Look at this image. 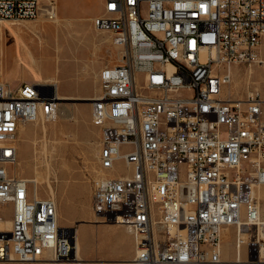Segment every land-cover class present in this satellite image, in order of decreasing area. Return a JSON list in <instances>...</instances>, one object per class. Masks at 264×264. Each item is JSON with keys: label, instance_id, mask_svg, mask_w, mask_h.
Here are the masks:
<instances>
[{"label": "built area", "instance_id": "obj_1", "mask_svg": "<svg viewBox=\"0 0 264 264\" xmlns=\"http://www.w3.org/2000/svg\"><path fill=\"white\" fill-rule=\"evenodd\" d=\"M41 10V0H0V22ZM107 14L94 25L121 60L102 68L91 103L105 172L94 214L130 229L135 264H239L223 256L228 227L238 249L264 259V97L224 96L233 66L264 63V0H112ZM56 91L0 81V218L12 212L0 261L77 259L55 197L16 170L20 128L57 117Z\"/></svg>", "mask_w": 264, "mask_h": 264}, {"label": "rangeland", "instance_id": "obj_2", "mask_svg": "<svg viewBox=\"0 0 264 264\" xmlns=\"http://www.w3.org/2000/svg\"><path fill=\"white\" fill-rule=\"evenodd\" d=\"M50 2L57 5L59 16L62 18L61 24L50 21L45 15L46 11L42 10L35 18H23L28 20L19 19L15 23L0 24V80L3 79L13 88H17L22 82L48 83V79L54 78L51 74H55L60 81V91L69 97L72 96L63 100L56 120L45 124L30 123L20 129L17 142L18 173L24 177H33L38 170L44 177L39 184L41 195L51 194L49 183L56 191L59 223L71 228L74 233L77 227L80 229L83 243L80 254L83 260L61 264H127L131 261L130 258L117 251L120 246L118 239L127 238V235L123 230H121L123 236L118 235L117 227L102 225L104 222H100L92 210L95 182L102 174L99 161L101 130L91 121L89 103L91 100L82 98L88 93L89 98L99 93L100 66L117 62L119 50L116 47L109 51L113 46L111 41L102 44L104 54H99L94 60L92 57L89 82L82 71L84 62L88 61L84 54L85 51L87 53L93 51V48L86 46L98 40L94 34L99 31L94 25V18L104 13V0H41V7L47 8ZM70 15L83 20L72 25L70 20L69 25L64 17ZM88 17L91 19H85ZM5 25H8V28ZM97 44L100 47V41ZM17 49L26 60L29 50L33 52L38 63L36 67L41 68L43 77L41 80L35 79L34 73L26 64L18 60ZM76 55L79 60L75 58ZM237 65L234 76L225 89L227 95L244 98L250 92H254L256 87L264 97V63ZM46 75L47 80L44 78ZM60 110L66 114L61 115ZM117 168L122 173L126 172L121 164ZM4 211L3 218H11V209L7 208ZM121 227L129 229L127 226ZM131 235L134 237L132 232ZM235 240V229L226 230L222 244L227 259L233 260L236 257ZM86 244L88 245L85 250ZM128 246L129 243H126L125 247ZM132 256H135V250ZM242 260H254L248 255L246 245L242 249ZM0 264L50 263L12 260L0 261Z\"/></svg>", "mask_w": 264, "mask_h": 264}, {"label": "bare ground", "instance_id": "obj_3", "mask_svg": "<svg viewBox=\"0 0 264 264\" xmlns=\"http://www.w3.org/2000/svg\"><path fill=\"white\" fill-rule=\"evenodd\" d=\"M56 7H57V5H55L54 6V8L56 9ZM42 11H47V8H44L43 6H42ZM112 12V0H105L104 1V13L103 14H101V15H98L95 19H96V21H110V14H107V13H111ZM44 13V12H43ZM49 18V17H48ZM50 19V21H54L56 24H61V22H62V18L57 14V9H56V16L52 19V18H49ZM23 20H28V19H23ZM22 20V21H23ZM64 20H66L67 21V23L69 24L70 23V18H64ZM3 22H12V23H15V22H17V20H1V22H0V24H2ZM66 24V23H65ZM7 28H8V25H5ZM12 31H14L13 29H11ZM98 30H101V29H98ZM101 31H104V30H101ZM1 36H2V32H1ZM3 37V36H2ZM1 39V38H0ZM112 43H113V39H112ZM114 44V43H113ZM3 45V44H2ZM115 45V44H114ZM116 46V45H115ZM117 48H118V46H116ZM2 49H3V47H2ZM2 56V55H1ZM28 57H27V59L28 60H26V59H24L23 58V56H22V54H21V51L19 50V49H17V58H18V60L20 61V62H23V63H25L26 64V66L30 69V71L31 72H33L34 73V76H35V79H37V80H41L43 77H42V74H41V71H40V67L39 68H37L36 66H37V62L35 61V59H34V54H33V52L31 51V50H29V52H28V55H27ZM4 57V56H3ZM2 57V58H3ZM121 60V52L119 51V61ZM236 67H238V65H236V66H233L232 67V74L234 73V69L236 68ZM1 71V70H0ZM232 76H234V74L232 75ZM57 79H56V77H54L53 79H48V81H55V82H59V81H56ZM0 81H2V82H5V81H3V80H0ZM37 84H40V85H43L42 83H38L37 82ZM44 85H47V84H44ZM48 86V85H47ZM228 86V85H227ZM226 86V87H227ZM53 87L57 90V85L56 84H53ZM254 92H258V93H260L261 95H262V93H261V91L258 89V88H256V87H254ZM56 93H57V96H58V99H59V106L61 105V104H63L64 102H63V100L64 99H67V98H71L72 96H65V95H61V93H58V90L56 91ZM251 93V92H250ZM98 95V94H97ZM224 96H228L227 95V93H226V91H225V94H224ZM95 96H93V97H91V98H89V97H82L83 99H88V100H91L89 103H90V105H91V103H92V99L94 98ZM232 98H235V99H240V98H242V97H240V98H237V97H232ZM60 112H61V115H65L66 113L63 111V110H60ZM57 117H58V115H57ZM57 117L54 119V120H56L57 119ZM53 121V120H52ZM51 122V121H50ZM45 123H47V122H45ZM45 123H43V124H45ZM30 124V123H29ZM21 128H23V127H21ZM20 128V129H21ZM44 130L46 131V126H44ZM45 144V143H44ZM18 165V164H17ZM18 166H16V170L18 171V168H17ZM102 176L103 175H105V172L103 173L102 172V174H101ZM27 179H29L30 181H32V183L34 184V186H36L37 187V190H38V194H39V188H40V186H39V184L40 183H42V181H43V176H42V174H40L39 173V171L38 170H36L35 171V175L33 176V177H26ZM46 179V178H45ZM47 180V179H46ZM49 181V180H48ZM48 187H49V191H50V195H52V196H54L55 197V195H56V191H55V189L53 188V186L49 183L48 184ZM55 199H56V197H55ZM57 205H58V203H57ZM93 210V209H92ZM94 212V211H93ZM96 216V215H95ZM78 221V220H77ZM86 221V220H85ZM88 221V220H87ZM90 221H92V220H90ZM58 222H59V208H58ZM11 226H12V219L11 218H3V217H1L0 218V230L1 231H10L11 230ZM230 227H228V228H226V229H224L223 231H222V234H221V240H222V238H223V236L225 235V232H226V230H228ZM127 229V228H126ZM129 232H130V229H127ZM224 240H225V238H224ZM221 242H223V241H221ZM134 243H135V239H134ZM76 245H77V259L76 260H79V261H81V260H83V258H81V254H80V251L81 250H83V243H82V241H81V234H80V229H79V227H77L76 228ZM222 246H223V244H222ZM135 249H136V244H135ZM242 249H243V247L241 246L239 249L236 247V243H235V251H236V257L235 258H239L238 260L240 261V263L239 264H263L264 263V259H254V260H242ZM223 256L225 257V255H224V251H223ZM226 258V257H225ZM132 260V259H131ZM44 261H49V262H53L54 264H61L60 262H56V261H50V260H44ZM132 262H133V264H135L134 263V257H133V260H132ZM197 264H200V263H197ZM201 264H204V263H201Z\"/></svg>", "mask_w": 264, "mask_h": 264}, {"label": "crops", "instance_id": "obj_4", "mask_svg": "<svg viewBox=\"0 0 264 264\" xmlns=\"http://www.w3.org/2000/svg\"><path fill=\"white\" fill-rule=\"evenodd\" d=\"M56 9H57V14L59 15L58 7H56ZM96 16H98V15H96ZM64 18H71V23H70L71 25L74 22L83 20V19L73 18L71 15L70 16H67V17H64ZM85 19H88L89 20V19H91V17H88V18H85ZM94 34L97 36L98 40H94L90 45L86 46V48H90V49L93 48V51H91L89 53H87L85 51L84 56L88 57V61L86 60L84 62L83 67H82L83 74L87 76V80H89V82H90V77H89V75H90V69H92L91 61H93L94 60V57H97L99 54H104V48H103V45L102 44H104L106 42H109V41L112 42V35L108 31H101V30H99L98 32H96ZM98 41H100V44H101L100 47L97 44ZM98 49H100V50H98ZM114 49H116V46L113 44V46H111V48H110L109 51H113ZM92 57H93V60H92ZM75 58L77 60H79V58L77 57V55L75 56ZM106 65L107 64H105V66ZM102 67L103 66H100V71L102 70ZM51 76L52 77H56L57 78V81H59V78L55 74H51ZM44 78H46V80H47L48 75L44 76ZM59 82L48 81V83H42V82H38V83L47 84L48 86H51V85L53 86V84H56L57 85L58 93H61V95L68 96L67 94H65V93H63V92L60 91ZM88 85H89V83H88ZM87 96L89 97L90 96V93H88ZM102 225L111 226V227H113V226L114 227H117L116 231H117V234L118 235H122L121 230L124 231V233L127 235V238L124 237L123 239L122 238L121 239H118L117 242L119 243L120 246H119V249L117 251L126 254L127 257L130 258V260L131 259L133 260L132 252H133V250H135V243H134V237L131 235V232H129L126 228L121 227L123 225L110 224V223H108V224L103 223ZM126 243H129L128 248L125 247ZM87 245L88 244L85 245V250L87 249ZM132 260L131 261H128L127 264H133ZM43 262H47V263H50V264H54L53 262H49V261H43Z\"/></svg>", "mask_w": 264, "mask_h": 264}, {"label": "water", "instance_id": "obj_5", "mask_svg": "<svg viewBox=\"0 0 264 264\" xmlns=\"http://www.w3.org/2000/svg\"><path fill=\"white\" fill-rule=\"evenodd\" d=\"M10 235H11V234H10V233H8V234H7V237H10Z\"/></svg>", "mask_w": 264, "mask_h": 264}]
</instances>
